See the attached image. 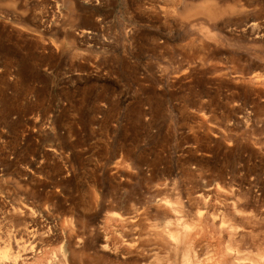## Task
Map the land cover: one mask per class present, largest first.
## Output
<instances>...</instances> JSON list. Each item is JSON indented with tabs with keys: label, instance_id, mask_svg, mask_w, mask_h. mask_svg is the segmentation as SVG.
Wrapping results in <instances>:
<instances>
[{
	"label": "rangeland",
	"instance_id": "1",
	"mask_svg": "<svg viewBox=\"0 0 264 264\" xmlns=\"http://www.w3.org/2000/svg\"><path fill=\"white\" fill-rule=\"evenodd\" d=\"M236 202L264 259V0H0V246L19 264L34 244L24 264H176L155 230Z\"/></svg>",
	"mask_w": 264,
	"mask_h": 264
},
{
	"label": "bare ground",
	"instance_id": "2",
	"mask_svg": "<svg viewBox=\"0 0 264 264\" xmlns=\"http://www.w3.org/2000/svg\"><path fill=\"white\" fill-rule=\"evenodd\" d=\"M237 204L238 203L236 202V211H226L223 213V217H220V219L216 216H213L210 219L208 215L211 222L209 220L206 221L207 219L203 218L205 222L202 223L201 217V226L190 225L188 226L187 230L178 228L176 229V231H169L167 234H163L160 232L156 233L155 230L154 240L156 242L158 240V243L160 242V244L164 245V247L170 249L173 252V255L177 256L178 258L180 257L179 255L182 252L183 259L181 260V262H179L178 260V263L176 264H264L263 258H260V260L251 258L248 256V254H246L250 251L245 252V250L242 249L244 242L246 241L245 236L247 235V233L251 234V232L248 231L250 229L247 230L248 227L245 228V226L239 225V222L243 221L244 218L248 220L249 215H242L240 210L238 209L239 206H237ZM250 217L251 216H249L248 221L252 223V221H250ZM235 223L236 227L234 226ZM125 225L127 224H125L124 222V224H122V227H125ZM29 232L31 231L29 230ZM37 237L40 238L39 236ZM37 237L36 240H39L37 239ZM39 241H41V239ZM37 247L38 246L34 244L29 249L25 250L23 257L24 261L21 262L22 264H24L25 261L28 262L29 259L34 257L35 253H37ZM259 247H262V245H259ZM11 249L12 247L10 244L3 247L0 246V264H19V253L18 255H16ZM24 249L25 248H23V250ZM109 249V251L114 252L115 255H121V257H123V255H131L137 252V249L134 248L133 244L125 243L114 245L112 247H109ZM204 249L213 252V254L208 259L201 261L200 255L202 254V250ZM23 250H20V252H22ZM138 253L139 252H137V254ZM65 254L62 253L58 258L55 257V259L49 260L45 264H68L70 258H68ZM246 259L250 260L246 261Z\"/></svg>",
	"mask_w": 264,
	"mask_h": 264
}]
</instances>
